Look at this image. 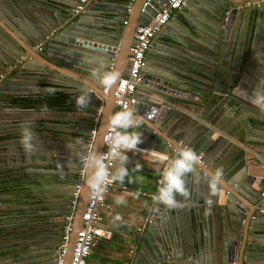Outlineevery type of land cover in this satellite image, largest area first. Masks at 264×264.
<instances>
[{
  "label": "water",
  "instance_id": "obj_1",
  "mask_svg": "<svg viewBox=\"0 0 264 264\" xmlns=\"http://www.w3.org/2000/svg\"><path fill=\"white\" fill-rule=\"evenodd\" d=\"M128 1L119 8L112 0H88L74 12L80 0H0V183L38 175L63 178L64 170L74 177L103 103L62 264H70L82 226L96 168L91 158L103 150L116 108L113 90L134 31L148 24L165 0L146 6V0ZM244 2L186 0L147 51L129 107L146 123L128 131H139V145L164 152L169 164L178 141L195 150L201 163L185 176L191 196L177 197L183 207L154 203L133 264H264V109L252 99L264 79V3L245 7ZM39 42L41 49L35 47ZM115 72L117 83L104 94L102 80ZM53 91L68 95L62 107L41 102ZM81 95L85 106L76 103ZM32 98L38 101L31 104ZM175 99L192 109L177 125H166L179 117L175 111L169 116ZM21 124L36 134L31 154L20 143ZM217 169L223 184L212 194L209 176ZM68 212H57L59 237ZM48 224L35 229L34 238L50 234ZM47 236L20 242L13 252L1 246L0 264H57L60 245Z\"/></svg>",
  "mask_w": 264,
  "mask_h": 264
},
{
  "label": "crops",
  "instance_id": "obj_2",
  "mask_svg": "<svg viewBox=\"0 0 264 264\" xmlns=\"http://www.w3.org/2000/svg\"><path fill=\"white\" fill-rule=\"evenodd\" d=\"M124 1L112 0V4H116L120 8L123 7ZM128 11L132 12L133 9ZM127 17L128 15H126ZM127 67L128 60L125 63L123 74ZM18 86L20 87V84ZM190 109L192 107L189 102L175 99L174 103L170 105L169 116L175 111L179 117L175 123L170 122V118L166 125H177L186 117V113ZM52 116L54 115L51 114ZM51 121H55L54 117ZM66 125L68 130L75 131L70 124L66 123ZM214 136L212 135V138ZM123 154L128 157V161L123 164V167L128 169V176L124 178L123 182L116 180V187L107 195L110 209L105 210L102 221L103 225L112 231V237L97 241L88 257L90 264H133L142 248V234L147 229L146 227L142 232H139L137 227L145 218L150 219L152 215L154 202L151 197L157 191L162 166L165 162L160 161L158 157H161L160 154H166L158 149L142 145H138V150L135 152L128 151ZM137 165H140L139 169H137ZM121 166L120 159H118L114 167L115 174ZM60 173H64L65 177L38 175L32 177V181L16 177L0 183V247L7 246L13 252L14 249L21 247L19 244L26 243L29 239L30 241H44L46 235L52 239L59 237L60 223L58 220L61 219V216L57 212L62 207L64 195L69 193L72 183L70 182L72 177L68 175L69 170ZM32 183H34V187L31 186ZM120 184L127 185L128 192H122ZM9 188L13 189L7 190ZM136 193H139L138 197L135 195ZM120 198L124 199V203H117ZM51 221L52 227L49 225ZM46 223H49L50 234L45 233L41 238H34L35 229H44L47 225L43 224ZM261 237H264V232ZM131 249H134L133 253L130 252Z\"/></svg>",
  "mask_w": 264,
  "mask_h": 264
},
{
  "label": "built area",
  "instance_id": "obj_3",
  "mask_svg": "<svg viewBox=\"0 0 264 264\" xmlns=\"http://www.w3.org/2000/svg\"><path fill=\"white\" fill-rule=\"evenodd\" d=\"M87 1L88 0H80L78 5H76L74 9V12L81 11ZM130 1L133 2L134 0ZM149 1L150 0H146L144 2V6L148 5ZM185 2L186 0H165L161 5L160 10L156 12L155 16L151 18V21L148 24L141 25L135 29L134 39L128 49L127 70L121 76L115 89L113 90V96L115 98L116 105L114 113L121 110L129 109L130 105L135 102V97L133 94L136 90V86L142 80V69L145 65L146 52L150 49L155 35L169 22L172 14L176 10L181 9L184 6ZM262 3H264V0H245L244 6H259ZM142 11H144V8H142ZM124 23H126V21H124ZM41 45L42 42H39L35 47L37 49H41ZM11 68L12 66H10L8 70H10ZM0 77H3V75H0ZM108 91L109 87H106L104 85L102 87V92L105 94L108 93ZM102 108L103 103L102 101H100L97 107V113L92 118L90 136L86 140L83 155L81 156V163L79 165V169L76 174V179L71 190V198L69 200V212L65 215L64 218V234L62 236L61 244L57 252V264L63 263V259L67 251V243L70 232L72 231V219L74 209L76 208V205L78 203V197L84 178V173L87 168V163L93 145V137L96 133ZM117 131L122 130L110 127L109 123L104 133L103 150L99 158L102 159L103 164L107 168L109 175L100 183L98 190L94 191V189L90 186L87 205L82 215V226L77 231V236L70 264H90L88 262V257L96 246L97 241L99 239H109L112 237V231L106 228L103 225L102 221L105 210L110 209V203L107 200V195L117 185V181L112 180L111 177L115 175L114 167L119 159V156L113 157L111 155L110 145V140ZM178 144L182 145L183 143L182 141H178ZM183 147L187 146L183 145ZM160 156L165 155L160 154ZM95 172L96 168L94 170V173ZM119 187L122 192H128L129 190L127 185L125 184H120ZM149 223L150 219L145 218L144 221H142L137 227V230L139 232H142ZM130 252L133 253L134 249H131ZM230 264H236V262H232Z\"/></svg>",
  "mask_w": 264,
  "mask_h": 264
},
{
  "label": "clouds",
  "instance_id": "obj_4",
  "mask_svg": "<svg viewBox=\"0 0 264 264\" xmlns=\"http://www.w3.org/2000/svg\"><path fill=\"white\" fill-rule=\"evenodd\" d=\"M119 76V72L109 73L103 78L102 83L106 87H111L117 83ZM252 99L256 106L264 109V79L259 81L257 87L254 88ZM76 103L78 106H85L87 103L85 96H79ZM154 115V110L152 113H148V120H151ZM145 123V117L136 114L134 109L118 111L110 118V127L122 130L117 131L110 140L111 155L113 157L119 156L122 165L117 170V173L111 177L112 180H120L123 182L124 178L128 176V169L123 167V164L128 161V157L123 153L128 151H137L138 145L143 142L142 134L139 131L129 132L128 130L132 128H139ZM35 138L36 134L31 132L26 124H21L20 143L26 154L33 153L34 146L31 142ZM91 159L95 163L96 172L94 173V178L90 179L88 183L95 191L99 189L100 183L108 177L109 173L101 158L93 156ZM158 159L160 161H165L166 166L161 171L159 186L156 193H154L151 197L152 201L156 205L162 204L168 209L183 207L184 204H182L177 197L188 198L191 196L185 176L196 171L197 165H200L201 163L200 156H198L195 150L191 147H180L177 145L176 153L171 158L170 164L167 163V155L158 157ZM89 167H91V164H89ZM139 168L140 165H137V169ZM222 184L223 172L221 169H217L209 176L210 192L215 194ZM135 195L138 197L139 193H136ZM117 203H124V199H118ZM206 214H210V212ZM117 219L120 218L117 217Z\"/></svg>",
  "mask_w": 264,
  "mask_h": 264
},
{
  "label": "trees",
  "instance_id": "obj_5",
  "mask_svg": "<svg viewBox=\"0 0 264 264\" xmlns=\"http://www.w3.org/2000/svg\"><path fill=\"white\" fill-rule=\"evenodd\" d=\"M68 95L63 93V92H58V91H53V92H49L45 99L41 100V102L43 103V105L45 106H60L62 107L63 106V102H64V99H66ZM38 101V99H34L32 98L31 99V104L33 103H36ZM13 188H9L7 190H11Z\"/></svg>",
  "mask_w": 264,
  "mask_h": 264
},
{
  "label": "flooded vegetation",
  "instance_id": "obj_6",
  "mask_svg": "<svg viewBox=\"0 0 264 264\" xmlns=\"http://www.w3.org/2000/svg\"><path fill=\"white\" fill-rule=\"evenodd\" d=\"M54 174H55V173H54ZM29 177L32 178V177H34V176H29ZM75 179H76V175H75L74 177H72L71 180H70V182H72L71 185H70L71 188L69 189V193L66 194V195H64V199H63L64 206L61 205L62 207H60V210H62V209H63V210L68 209V210H69V200H70V199H69V196H71L70 194H71V190H72V187H73V185H74V181H75ZM70 186H69V187H70ZM62 204H63V203H62ZM64 223H65V222H64ZM61 224H62V222H61ZM64 225H65V224H64ZM64 225L62 224V227H63V230H62L63 232H62V233H63V234H64ZM59 231H61V230H59ZM63 234H62V236H63ZM60 235H61V232H60ZM60 235H59V236H60ZM62 236H61V237H58V238L55 239V242H56V243H59V245L61 244Z\"/></svg>",
  "mask_w": 264,
  "mask_h": 264
}]
</instances>
